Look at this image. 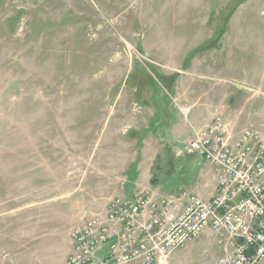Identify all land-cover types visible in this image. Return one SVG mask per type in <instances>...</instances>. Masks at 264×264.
<instances>
[{
    "label": "rangeland",
    "instance_id": "374dc122",
    "mask_svg": "<svg viewBox=\"0 0 264 264\" xmlns=\"http://www.w3.org/2000/svg\"><path fill=\"white\" fill-rule=\"evenodd\" d=\"M215 117L264 139V0H0V264H62L84 212L181 185L182 158L208 195L187 143ZM220 255L205 232L170 262Z\"/></svg>",
    "mask_w": 264,
    "mask_h": 264
},
{
    "label": "built area",
    "instance_id": "2783aa9c",
    "mask_svg": "<svg viewBox=\"0 0 264 264\" xmlns=\"http://www.w3.org/2000/svg\"><path fill=\"white\" fill-rule=\"evenodd\" d=\"M231 132L215 117L187 143L212 170L209 197L139 188L112 198L103 213L81 215L62 264H171L205 232L219 239L215 264H264V139L253 129Z\"/></svg>",
    "mask_w": 264,
    "mask_h": 264
},
{
    "label": "crops",
    "instance_id": "0c3cea01",
    "mask_svg": "<svg viewBox=\"0 0 264 264\" xmlns=\"http://www.w3.org/2000/svg\"><path fill=\"white\" fill-rule=\"evenodd\" d=\"M180 111L183 114V116L185 117L186 116V113H184V110H182V108H181ZM188 113H189V111H188ZM196 119L198 121H200L198 119V116L197 115H196ZM144 121H145L144 119H141V122H144ZM137 123H138V121H137ZM203 124H206V122L203 123ZM203 124H201V125L203 126ZM198 128H200V127H198ZM198 128H193L192 131H194V130H196ZM171 131H172L171 132V135H172L171 137H173L172 142H171V144H168V145L167 144H164V143H161L163 145V148L164 147L165 148H169L171 146L170 149H168L166 151L176 152L179 149L181 150L182 149L181 147L183 146L184 149H182V150H186V141H183V138L181 136V134H182L181 131H178V130H175V129L174 130L171 129ZM162 150H164V149H162ZM199 160H201V159H199ZM204 164L207 165L206 163H204ZM207 166H209V165H207ZM210 170H211V168H210ZM175 172H179L178 175L180 176L181 181H182L181 185H177V184L173 183V186H171L170 188L161 187L162 190H160V187H159L160 182H157L158 184H155V186H157L156 189L155 188H153V189L148 188V189H150L154 193V195L156 197L157 196L158 197H163V195H165V196H171V197H177V196H179L181 194H185V193H198L201 196L203 195V197H209L214 192V190H215V182L213 181V178H212V182H209V188L211 186V191L209 192L208 195H207V190H205V192H204V190L199 189V188H195L193 190H189L188 192H186V159L185 158H182L181 159V165L179 166V168L177 170L175 169V166L172 167V169L168 170V173H170V174L172 173L173 175H174ZM210 172L212 173V170ZM211 175L213 177V174H211ZM207 186H208V184H207ZM132 195H133V193L131 195H129L128 198H131ZM204 195H207V196H204Z\"/></svg>",
    "mask_w": 264,
    "mask_h": 264
}]
</instances>
